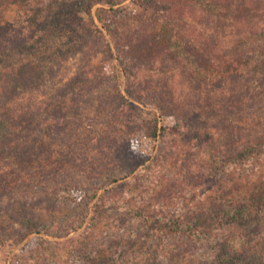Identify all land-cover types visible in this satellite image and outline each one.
<instances>
[{
    "label": "rangeland",
    "instance_id": "1",
    "mask_svg": "<svg viewBox=\"0 0 264 264\" xmlns=\"http://www.w3.org/2000/svg\"><path fill=\"white\" fill-rule=\"evenodd\" d=\"M216 1L233 12L244 0ZM166 4L0 0V90L4 66L21 76L0 113L51 148L32 165L0 160V264H264V63L215 76L185 45L239 42L237 17L189 0L169 21Z\"/></svg>",
    "mask_w": 264,
    "mask_h": 264
},
{
    "label": "trees",
    "instance_id": "2",
    "mask_svg": "<svg viewBox=\"0 0 264 264\" xmlns=\"http://www.w3.org/2000/svg\"><path fill=\"white\" fill-rule=\"evenodd\" d=\"M189 0H163V2L167 3L168 6L164 8L165 10V18L170 20H178L179 18H183L185 15L188 14V11H184L187 7L186 4ZM207 2V5L211 7L210 11L213 16L215 15H225L232 18L237 17V21L241 24V30L244 34V37L237 43L234 44H225L221 41H217L216 39L211 38L208 41H200L190 42L187 41L188 44L185 46L191 49V53H195L199 55H208L210 59L206 62L207 70H210L214 75H219L221 73V69H228V71H238L242 68H246L250 61H254L257 58L258 63L262 59V63H264V49L261 47L262 45L258 44V41H255L253 37L256 34L264 35V26L258 27V23L256 22H264V0H250V1H241L239 3L238 11H227L224 8H220L218 1L216 0H203ZM166 4V5H167ZM90 14V11H88ZM225 13V14H223ZM100 21V20H99ZM168 23V22H165ZM264 25V23H263ZM216 35V34H215ZM179 39V38H178ZM132 41H130L131 43ZM116 48L118 46L116 45ZM154 53V50L150 52L147 57H150ZM117 56L120 58V55L117 52ZM172 59H177L178 62L183 63V59L179 61L178 56L179 53L171 54ZM124 61V60H123ZM142 68V67H139ZM138 70V68H137ZM136 70V71H137ZM145 70V69H144ZM2 71L5 74V82L2 83L3 93H6V88L4 85H7L9 88L8 91V102L13 101V97L16 92V87L20 85V82L17 81L21 79L20 71L15 69L11 66H4ZM142 71V70H141ZM138 72L133 74V80L130 82L131 86L139 85L140 87L141 80L138 76ZM113 79L116 83H119L120 77L119 73H114ZM6 83V84H5ZM22 84V81H21ZM229 86V82H226L222 88H226ZM247 88V89H246ZM262 88H264V81L262 83ZM246 92L252 91L249 84H246L244 88ZM128 98L133 101L138 102L143 106H148L149 103L146 102L140 96L134 97L131 93L129 87L125 90ZM138 95H141V92H138ZM245 97V96H244ZM120 101L118 102L119 110H123L127 108L129 101L126 100L121 94L119 95ZM131 103V102H130ZM172 108L170 106L167 109ZM137 109V108H136ZM158 109V108H157ZM124 111V110H123ZM161 113L162 108L159 110ZM26 119H23L21 122L19 119L15 118L14 115L8 113V108L5 109L4 112L0 113V160L5 157L13 156L15 158L23 159L25 155L31 154L28 160V165L33 164V157L37 155H42V153H47L51 151L49 146L38 143L36 141V137H31L33 133V127L30 126L28 121L23 124ZM21 124V125H20ZM157 126H154L153 135L156 133ZM22 142V146L18 144V142ZM261 141L260 138L247 140L238 147L236 154L245 155L246 153H252L255 148L260 146L259 142ZM38 157V156H37ZM41 171L44 170L40 166ZM239 219V218H237ZM146 223L148 227H154L157 223L163 226H170L175 227L177 229H183L187 232V235L193 236L195 233L192 227L189 224H185L182 222H174L173 224H169L170 222L167 221H156L149 218H146Z\"/></svg>",
    "mask_w": 264,
    "mask_h": 264
}]
</instances>
